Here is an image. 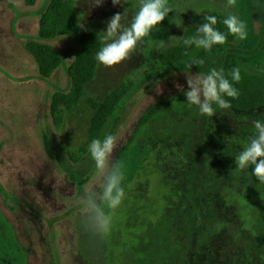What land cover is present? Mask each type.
Here are the masks:
<instances>
[{"label":"rangeland","instance_id":"obj_1","mask_svg":"<svg viewBox=\"0 0 264 264\" xmlns=\"http://www.w3.org/2000/svg\"><path fill=\"white\" fill-rule=\"evenodd\" d=\"M49 2L0 0V264H136L135 259L145 257L150 236L158 234V228L168 230L170 215L175 212L169 201L171 190L157 167L149 139L154 130L197 109L187 106L184 94L189 90L187 75L197 73L171 68L159 78L152 66V48L160 52L168 49L161 50L159 41L167 42L170 36L183 38L194 15L213 12L239 16L247 26V39L233 36V43L251 48L262 31L264 0H237L236 6L228 9L225 0H169L176 12L169 13L130 59L111 68L99 63L82 99L66 112L61 124L51 114L53 96L73 98L71 68L81 47L77 38L39 37L41 15ZM96 3L76 2L83 31L100 34L114 14L123 15L127 10V23L136 11V0H122L115 6L112 0H102L99 6ZM33 42L50 45L62 55V67L48 80L41 77L27 49ZM244 63L249 74L264 77V47ZM120 87L126 88L129 99L112 133L117 138L112 160L124 161L125 196L110 213V233L101 237L85 228L80 204L85 189L98 183L88 151L96 112L92 102L102 103ZM59 108L65 109V105ZM214 114L209 127L213 141H226L239 151L254 133L253 121L264 119L260 112L242 115V121L227 110ZM252 169H237L242 179L214 187L210 195L214 235L206 248L201 247L204 251L189 259L211 264H264V256L257 254L264 253V239L260 238V234L264 237V185L252 175ZM139 182L148 183L144 194L137 192ZM247 182L251 188H245ZM130 208L141 220L134 225L128 222ZM161 237L165 251L173 239L165 243L164 235ZM249 244L251 252H247ZM160 257H154V264H163L165 259Z\"/></svg>","mask_w":264,"mask_h":264},{"label":"trees","instance_id":"obj_2","mask_svg":"<svg viewBox=\"0 0 264 264\" xmlns=\"http://www.w3.org/2000/svg\"><path fill=\"white\" fill-rule=\"evenodd\" d=\"M30 1L32 4L35 3V0ZM76 2L77 0H50L40 19L41 39L77 38L81 47L71 68L73 98L68 99L58 94L53 96L51 114L58 124L62 123L66 112L80 102L85 86L95 78L99 64L95 57L103 46L97 32L82 30ZM208 15L217 16L216 28L227 35L226 43L214 45L211 51L197 49L195 46L188 48L182 42L162 52L154 47L151 52L153 70L160 73L161 78L165 74L164 71L171 68L187 73L205 74L212 68L217 70L223 68L225 74L233 68H239L241 80L239 83L233 82L239 96L236 99L225 97L232 104V108L227 111L241 121L244 119L242 115L254 112H260L264 118V77L249 74L244 63L245 59L256 57L262 51L264 23L256 44L251 48L233 43V36L222 23L226 17L217 12L194 15L184 37L195 35L196 27L205 22ZM27 49L35 58L43 79H50L62 67V55L52 46L33 42L27 45ZM193 57L203 59L204 65L201 67L194 65L191 70L185 68V63ZM229 79L231 80L230 77ZM124 88L114 90L102 103L92 102L96 112L90 126L91 140L100 139L106 132L112 134L118 126L129 99L128 91ZM62 103L65 109L59 108ZM214 108L215 112L220 110L215 105ZM211 118L200 115L197 108L175 120L172 125L154 130L150 137L149 144L155 154L157 167L171 190L172 197L169 201L174 205L172 207L175 208V212L173 210L170 215L171 225L168 230L162 227L161 230L158 228V234L153 232L150 236L151 242L143 251L145 257L141 260L135 259L136 264H154V257L158 255L161 256L160 259H165L163 264H211L207 260L199 262L197 259H189L204 251L201 247L206 248L214 235L215 212L211 192L214 187H226L233 183L232 180L242 179L241 171L237 170L234 162L239 149L223 140L213 141L209 129ZM137 185V192L144 194L148 189V183L139 182ZM251 187V183L247 182L245 188ZM253 187H257L256 183H253ZM128 212L129 225L141 221L136 210L130 208ZM161 235H164L165 243L168 238L173 239L172 246H168L165 251L160 244ZM260 238L264 239L262 234ZM251 248L252 244H249L247 252H251ZM257 254L264 256L263 252L258 251Z\"/></svg>","mask_w":264,"mask_h":264},{"label":"clouds","instance_id":"obj_3","mask_svg":"<svg viewBox=\"0 0 264 264\" xmlns=\"http://www.w3.org/2000/svg\"><path fill=\"white\" fill-rule=\"evenodd\" d=\"M102 0H97L96 6L101 5ZM113 5H121L122 0H112ZM237 0H225V8H234ZM136 9L131 20L125 23L127 10L121 15L114 14L107 22L106 31H102L99 37L103 46L97 52L95 59L105 67H114L131 58L132 54L141 47L145 38L150 33L158 30L160 25L170 12L175 11L169 0H136L133 5ZM176 12V11H175ZM228 33L243 41L247 39V26L239 16L229 12L222 21ZM217 16L208 15L205 22L196 27L195 35L191 37L170 36L168 41H159L161 50L175 47L181 42L184 46L211 51L214 45H223L227 41V35L216 28ZM187 55V53H185ZM205 61L193 57L185 63V68L191 70L193 66L201 67ZM231 78V80L229 79ZM241 70L233 68L225 74L223 68H212L208 73L199 72L195 75H187L188 91L184 94L187 106H196L202 116H214L215 108L229 110L232 104L229 99H236L239 91L233 82L239 83ZM179 88L180 85H177ZM183 91V89H181ZM254 133L248 143L235 156L237 169L243 171L253 167L252 175L264 185V119L253 121ZM117 148V138L107 134L103 139H93L88 146L91 159L94 161L98 183L93 188H86L80 199L84 214V226L95 235L104 237L111 230V212L117 209L125 196L122 182L124 180L125 164L122 159L112 160Z\"/></svg>","mask_w":264,"mask_h":264}]
</instances>
